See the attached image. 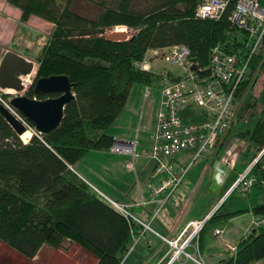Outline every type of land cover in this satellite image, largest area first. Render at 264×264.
Instances as JSON below:
<instances>
[{
  "label": "trees",
  "instance_id": "obj_1",
  "mask_svg": "<svg viewBox=\"0 0 264 264\" xmlns=\"http://www.w3.org/2000/svg\"><path fill=\"white\" fill-rule=\"evenodd\" d=\"M75 1L8 0L22 11L24 22L36 16L55 26L50 42L36 55L40 67L36 82L64 75L73 85L74 99L65 107L61 125L48 134L40 135L21 114L30 126L27 130L34 131L25 143L0 111V242L30 261L45 248L59 250L68 244L86 251L95 264H122L139 223L90 187L74 168L91 151L112 150L116 138L109 130L126 110L134 85L161 86L162 74L139 66L149 51L185 46L190 61L208 68L214 47L245 58L251 44L248 35L229 22L235 0L219 21L197 18L203 0H143L140 7L136 0H97L101 12L95 18L77 14ZM258 1L264 5V0ZM118 26L135 34L125 41H108V31ZM263 59L261 49L251 62L253 71ZM36 82L28 98L41 101L60 96L36 94ZM250 83L239 90V99ZM261 92L256 101L261 105L257 123L237 134L247 143L251 160L264 148V87ZM253 172L259 187L264 183V157ZM221 210L201 236L215 229L218 221L242 213L223 215ZM252 212L263 216L264 203ZM201 242L202 237V248ZM256 262L264 263V228L243 237L236 254L220 264Z\"/></svg>",
  "mask_w": 264,
  "mask_h": 264
},
{
  "label": "built area",
  "instance_id": "obj_2",
  "mask_svg": "<svg viewBox=\"0 0 264 264\" xmlns=\"http://www.w3.org/2000/svg\"><path fill=\"white\" fill-rule=\"evenodd\" d=\"M231 1L203 0L197 7L195 15L203 20L219 21L230 9ZM230 13L229 22L238 31L248 35L251 44L249 55L243 58L216 46L211 52L210 66L199 68L198 65L189 60L191 52L185 46L165 49L167 53L165 60L173 65H178L186 74L184 77H177V79L168 82L161 89L160 109L155 118L152 150L146 151L142 155L138 154L139 143L136 139L130 143L115 142L110 151L113 154H125L131 157L126 162V166L135 173L137 172V158L142 156L149 159L150 164L154 165V169L146 188L154 199H158L160 196L166 197V199L162 198V204H166L178 192L198 159L206 158L208 162L220 160L226 168L234 169L238 155L242 152V150H237V145L230 141L226 143V140L234 129L238 117L236 113L239 90L246 85L248 80L251 81L249 86L256 85L261 74L264 75V59L257 66L256 71L251 68V62L256 53L264 49V5L258 0H235ZM192 66H196L193 71L191 70ZM142 68L146 67L143 65ZM148 95L149 92L146 91L145 97L147 98ZM0 103L9 109L23 125L30 128L22 115L10 103H6L4 100H0ZM192 150L196 153L189 163L174 162L177 156ZM263 157L264 148L240 173L234 187L215 209L204 219L195 220L187 226L186 230L189 235L185 237V240L180 242V240L172 241L164 236L160 237L168 248L163 258V260L168 259L167 264L181 262L184 258L187 262L204 264L199 243L202 233L214 215L226 203L229 195L237 192L247 195L258 184L253 176V170ZM160 177L158 184L155 185L153 181ZM138 186L140 187L139 181ZM110 202L126 217L142 225L145 231L152 230L151 226L136 219L129 212L128 206L120 208L115 202ZM251 218L252 220L244 234L245 238L255 230L264 228V215L256 216L252 212ZM212 231L215 238L224 234L220 228H215ZM228 248L231 247L228 246ZM133 250L131 248L130 251ZM162 263L163 261L159 264Z\"/></svg>",
  "mask_w": 264,
  "mask_h": 264
},
{
  "label": "rangeland",
  "instance_id": "obj_3",
  "mask_svg": "<svg viewBox=\"0 0 264 264\" xmlns=\"http://www.w3.org/2000/svg\"><path fill=\"white\" fill-rule=\"evenodd\" d=\"M95 1L96 3H93L90 0H76L73 5V9L77 14L86 18H95V16L101 12L97 0ZM142 1L143 0H136L135 2L137 3V6L139 5L140 7ZM0 16H2V18L9 19L11 23L10 28L6 31V33H9L8 35H10L8 38L7 36L5 38L3 32L2 34L0 33V64L8 51L16 53V50L20 53V56L22 55V57L27 60H31L34 63L35 70L33 72L34 74H31V81L29 82L25 77L22 79L23 82L26 83V89L25 92L21 93V95H27L31 92V88L37 80L36 78L40 69L38 63L35 61L38 58L36 55H39L45 45L50 42L55 26L51 22L45 21L44 19L36 16H31L26 19V22H24L22 20V11L11 5H9L8 9H0ZM118 32L126 34V39H129L135 34V31H132L131 29L124 26H118L116 29L109 30L107 37L110 34ZM166 54V50L149 51L139 66H148L153 73L155 72L164 76L170 75L174 78L184 77L186 72H184V70L178 65L176 66L167 62L165 60ZM263 87L264 75L261 74V78L258 80V83L256 85H251L246 94H244V96L240 98L237 103L236 116L238 117L234 124V129L227 137L226 143L230 141L238 146L237 150H242V152L238 155L239 159L237 158L236 161V167L239 164L237 167L238 169L243 162L250 163L253 155H248L246 153L249 152L247 150L248 145L243 139L238 138L237 134H239L240 131L244 132L249 128H253V126L257 123L260 116L259 112L261 110V105L259 104V106H257L256 101L261 96ZM146 91L149 92L147 98L145 97ZM18 95L20 94L11 90L9 92V90L4 91L0 89V100L5 101L8 96L10 97L9 99H11ZM160 101V86L134 85L131 91L128 107L122 114L121 119L113 127H111L109 133H112L116 137V140L135 141L137 138L139 143L137 153L140 155L146 151H151L153 146L152 138L155 132V118L160 109ZM5 102L7 103V101ZM186 121L189 122L188 120ZM29 132L32 136L33 132L30 130ZM193 155L194 152L187 154V157H193ZM127 157L129 156L125 154H113L110 151H91L83 162L79 163L76 169L80 171L89 182L87 183L90 187H93L94 190H96L101 196H105L108 200L112 199V201H114L121 208L124 206L123 204L129 200V196L137 194L138 181L140 182L145 175L144 166H147V163H151L149 162V159H145L140 156L136 161L137 172L135 173L127 169L125 166ZM130 159L131 157H129L128 160ZM203 161L204 160L202 158L197 160L196 165L189 171V176L180 186L177 194L180 195L179 198H182L185 206H189L191 204L195 206L198 204L199 210L205 211L208 209L210 211V209H212L210 211L212 212L234 187V183L237 180L233 182L234 178H236L234 176H232L225 184L220 183L218 181V177H216L215 181L212 180V171H209L210 175L208 176L205 174V172L208 171H206L207 165L210 167L216 163L220 165L223 164L220 160L217 162ZM236 167L231 170H235ZM144 181L145 180L142 179L140 183V187L143 189L146 188V183ZM186 186L188 188H186ZM122 192L126 193L124 199L121 196ZM253 194L260 195L257 197V201L263 202L264 188L259 190L258 187H254L247 195H243L241 193L239 194L238 192L229 195L226 200V204L222 207V212H229L235 208L248 205L251 198L256 199ZM211 205L213 206L211 207ZM218 222L219 224L226 223L225 221L222 223H220V221ZM221 237L214 238L212 240L219 244L223 239ZM230 247L231 248H228L227 246L226 249L229 250L230 253L236 254L237 246L231 244ZM70 253L75 256L81 255L82 257V253L79 252L76 247L68 246L67 244L63 249L61 248L59 250L50 249V247L45 248L36 259L30 261L24 259L16 251H12L4 243L0 242V264H71V262L67 260V257H70L69 259H71L72 255H70ZM184 260L186 261L185 258ZM164 261H166L165 264L168 263V259L163 260V262ZM190 262L193 263L192 261ZM203 262L204 264H212L209 261V258H204ZM215 263L217 264V262ZM178 264H181L180 261ZM256 264L264 263L256 262Z\"/></svg>",
  "mask_w": 264,
  "mask_h": 264
},
{
  "label": "crops",
  "instance_id": "obj_4",
  "mask_svg": "<svg viewBox=\"0 0 264 264\" xmlns=\"http://www.w3.org/2000/svg\"><path fill=\"white\" fill-rule=\"evenodd\" d=\"M9 5L10 4L8 3V0H0L1 10L3 8L8 9ZM10 26H11V23L9 19H5V18H2V16H0V33L2 34L3 32V35H5V38L6 36L7 38L10 36L8 35L9 33H6L7 29L10 28ZM17 53L20 55V53L16 50V54ZM145 69L152 72V70L148 66H146ZM170 78H172L170 75L164 76L163 80L160 83L161 89L164 86H166L168 82H170ZM28 81L30 82L31 80L29 79ZM127 107H128V104L126 108ZM121 117L119 118V120L121 119ZM119 141L126 142V143L132 142V141H126V140H123V141L119 140ZM192 152L194 151L192 150V151L182 153L181 155L175 158L174 162L179 163V164L189 163L191 159L193 160V157L196 152H194L193 157H187V154L192 153ZM128 159L129 157H127L126 162L128 161ZM203 160L207 162L206 158H204ZM249 164L250 163L243 162L240 165L239 169L237 168L239 165L238 164L235 170H231L228 167L226 168L223 165H220L218 163L210 167L207 165L206 171L207 170L208 171L205 172V174L206 176H208L210 175L209 171H212L211 173L212 180L215 181L216 177H218L219 178L218 181L222 184H225L232 176H234L236 177V178L233 177L234 178L233 182H234L239 177V174L243 172L249 166ZM125 166H126V163H125ZM76 167L74 169L76 173L78 174V176H80L83 180L88 182L85 179V177L81 174V172L76 169ZM144 169H145L144 170L145 175L142 179L145 180L144 182L146 183V186H147L148 181H150V178H151L150 175L152 174L154 165L147 163V166H144ZM160 179L161 177L158 180L153 181V183L155 185L158 184ZM141 180H140V183H141ZM138 187L139 186L137 185V189H138L137 194L129 196L128 198L129 200H127V202L124 203L123 205L128 206V208L133 213L134 217L136 219L141 220L143 223L151 226L152 230L145 231L142 225L139 224V226L135 229V234L133 236V241L131 244V248H133L134 250L132 252L130 251L131 249L129 250L127 256L125 257L126 259L124 260L122 264H159L161 261H163V258L168 250L167 245H164L160 237L164 236L172 241L180 240V242L185 240V237L186 236L188 237L189 235V232L186 230L187 226L195 220L204 219L212 209H210V211L208 209H206L205 211H201L199 210L198 204H196L195 206H193L192 204L189 206H185V204L182 201V198H179L180 195L177 194V192L171 197V199L166 204H162L161 203L162 198L166 199V197L160 196V198L154 199L151 196L150 192L147 190V188L144 187L145 189H143L141 187L139 188ZM186 188L188 187L186 186ZM262 188H264V183L258 187L259 190H262ZM125 195L126 193H123V192L121 193V196L123 199ZM253 195H255L256 199L251 198V201L248 202V205H245L240 208H235L234 210H231L229 212H222L221 210L220 213L223 215H229L230 213H239L240 211H242L240 215L229 218V220L226 223L224 224L218 223V225L214 226V228L216 229L220 228L222 231H224V234L221 237L223 238L222 242L217 244L216 242L212 240L215 238L213 236L212 229H207L206 232L203 234V236H201L202 237L201 243L203 244V247L201 248V244H200V252L202 254L201 256H202L203 261H204V258L205 259L209 258V261L212 264H216L215 262H217V264H220L221 262L229 260L231 258L233 253H230V251L226 249L227 246H230L231 244L234 246L239 245L242 238L244 237L246 229L248 228L252 220L251 218L252 208L254 206H261L264 203V200L263 202L257 201L258 200L257 197H259L260 195H256V194H253ZM110 201H112V199ZM213 205H211V207ZM71 246L76 247L78 251L82 253V257L81 255L75 256L70 253V255H72L71 259H69L70 257H67L68 258L67 260L71 262V264H95L96 263V259H93L86 251L77 247L76 245H71ZM165 262L166 261H164L162 264H165ZM180 263L181 264H193L190 261L188 262L185 261L184 259H182ZM175 264H178V263H175Z\"/></svg>",
  "mask_w": 264,
  "mask_h": 264
},
{
  "label": "water",
  "instance_id": "obj_5",
  "mask_svg": "<svg viewBox=\"0 0 264 264\" xmlns=\"http://www.w3.org/2000/svg\"><path fill=\"white\" fill-rule=\"evenodd\" d=\"M108 41L119 42L126 40V34L118 32L110 34ZM31 60L8 51L0 64V89L7 91L12 90L20 95L10 100L11 106L30 122H32L36 131L40 134H48L57 129L64 118L65 107L74 99L73 85L66 76H52L50 78H41L35 84L34 90L38 95L59 94V97L38 101L21 95L25 92L24 82L21 77L31 75L35 68ZM196 66H192L191 70H195ZM0 111L7 123L12 126L16 134L20 137L28 132L27 127L19 121L16 116L2 104ZM117 143L121 141L116 140Z\"/></svg>",
  "mask_w": 264,
  "mask_h": 264
},
{
  "label": "bare ground",
  "instance_id": "obj_6",
  "mask_svg": "<svg viewBox=\"0 0 264 264\" xmlns=\"http://www.w3.org/2000/svg\"><path fill=\"white\" fill-rule=\"evenodd\" d=\"M34 74V73H33ZM31 76L32 75H29V76H27V77H25L26 79H31ZM24 77H21V79H23ZM25 84L26 83H24V86H25ZM25 89H26V86H25ZM12 91V90H11ZM9 92H10V90H9ZM13 92H15V91H13ZM21 137H22V139L24 140V142L26 141V142H28L31 138H32V136H31V133L28 131V132H26V133H24L23 135H21Z\"/></svg>",
  "mask_w": 264,
  "mask_h": 264
}]
</instances>
